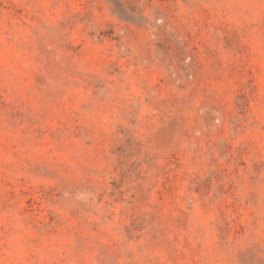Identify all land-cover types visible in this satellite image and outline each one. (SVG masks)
Instances as JSON below:
<instances>
[{
    "label": "rangeland",
    "instance_id": "374dc122",
    "mask_svg": "<svg viewBox=\"0 0 264 264\" xmlns=\"http://www.w3.org/2000/svg\"><path fill=\"white\" fill-rule=\"evenodd\" d=\"M0 264H264V0H0Z\"/></svg>",
    "mask_w": 264,
    "mask_h": 264
}]
</instances>
